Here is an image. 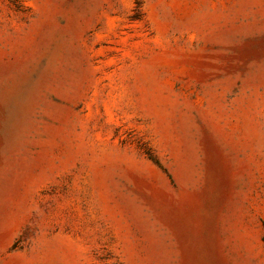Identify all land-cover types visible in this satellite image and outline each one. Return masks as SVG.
<instances>
[{"label":"rangeland","instance_id":"1","mask_svg":"<svg viewBox=\"0 0 264 264\" xmlns=\"http://www.w3.org/2000/svg\"><path fill=\"white\" fill-rule=\"evenodd\" d=\"M0 264H264V0H0Z\"/></svg>","mask_w":264,"mask_h":264}]
</instances>
